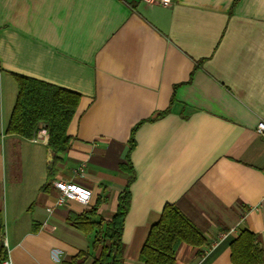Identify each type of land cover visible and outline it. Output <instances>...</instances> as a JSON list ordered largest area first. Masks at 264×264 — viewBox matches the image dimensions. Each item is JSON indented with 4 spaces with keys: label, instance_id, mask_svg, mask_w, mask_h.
I'll use <instances>...</instances> for the list:
<instances>
[{
    "label": "crops",
    "instance_id": "crops-1",
    "mask_svg": "<svg viewBox=\"0 0 264 264\" xmlns=\"http://www.w3.org/2000/svg\"><path fill=\"white\" fill-rule=\"evenodd\" d=\"M13 74L81 94L51 178L48 140L6 133ZM260 121L264 0H0V222L12 264H63L80 250L93 252L91 263L93 234L68 217L98 202L103 218L114 216L138 124L124 264H144L167 203L207 240L182 244L178 264H232L230 244L244 229L264 247ZM56 180L92 188L91 203L58 204Z\"/></svg>",
    "mask_w": 264,
    "mask_h": 264
},
{
    "label": "trees",
    "instance_id": "trees-1",
    "mask_svg": "<svg viewBox=\"0 0 264 264\" xmlns=\"http://www.w3.org/2000/svg\"><path fill=\"white\" fill-rule=\"evenodd\" d=\"M18 86L15 105L6 127L7 134L34 138L41 129L48 133V147L53 153L49 169L51 178L56 164L70 148L68 133L81 100V94L33 77L13 74ZM136 125L130 137V147L122 167L132 171L127 186L120 193L114 216L103 218L98 212L99 202L82 213H71L68 221L85 234H93L92 248L97 253L90 264H124V223L131 205V182L135 173L130 153L135 146ZM46 182L42 189L49 186ZM202 247L207 243L203 232L175 203L165 204L160 218L149 229L140 252L144 264H178L177 253L182 244ZM232 264H264L262 239L253 231L241 230L231 242ZM93 252L80 250L63 264H85ZM8 257L5 226L0 222V264Z\"/></svg>",
    "mask_w": 264,
    "mask_h": 264
},
{
    "label": "built area",
    "instance_id": "built-area-1",
    "mask_svg": "<svg viewBox=\"0 0 264 264\" xmlns=\"http://www.w3.org/2000/svg\"><path fill=\"white\" fill-rule=\"evenodd\" d=\"M150 4H163L170 5L173 0H144ZM256 132L259 136L264 138V121H260L256 127ZM42 133V134H41ZM35 141L48 140V133L45 129H41L38 134L32 138ZM82 174V170L80 172ZM54 185L57 189L61 191L60 196L57 199L58 204H64L67 200H75L83 205H89L92 201L93 190L90 187L79 184L74 181L67 180H56ZM1 264H12L9 256Z\"/></svg>",
    "mask_w": 264,
    "mask_h": 264
}]
</instances>
